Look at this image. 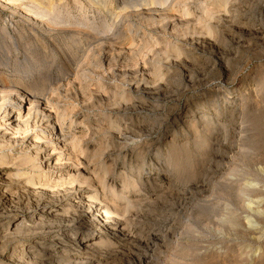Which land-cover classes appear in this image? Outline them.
<instances>
[{
	"label": "rangeland",
	"instance_id": "obj_1",
	"mask_svg": "<svg viewBox=\"0 0 264 264\" xmlns=\"http://www.w3.org/2000/svg\"><path fill=\"white\" fill-rule=\"evenodd\" d=\"M257 1L0 0V87L19 88L44 101L66 134L55 180L65 187L79 175L95 185L105 180L129 199L139 198L138 193L159 198L169 184L170 192L186 198L178 215L188 224H179V233L167 238L195 250L190 264H200L201 258L207 264H264V21L253 30L237 21L254 11ZM222 74H231L241 103L240 115L230 123L236 132L228 143L203 146L216 122L203 133V123L196 127L190 117L183 123V117L200 102L213 116V102L205 94L214 91L201 86L206 79L219 84ZM41 128H30L32 139ZM156 137L161 140L153 146L145 143ZM226 159L232 163L216 171ZM13 161L0 160L10 178L18 169ZM193 176L214 185L198 186L185 196V181ZM24 177L11 179L20 183L14 193L17 210L27 205L18 198ZM160 179L165 186L157 184ZM99 190L100 197L113 198ZM117 203L124 208L123 201ZM128 213L134 216L133 209ZM156 213L137 217L156 222L161 218ZM233 215L237 227L231 224ZM153 235L138 237L109 264H145L150 255L153 264H169V253L159 252L160 237ZM18 237L0 238V260Z\"/></svg>",
	"mask_w": 264,
	"mask_h": 264
},
{
	"label": "bare ground",
	"instance_id": "obj_2",
	"mask_svg": "<svg viewBox=\"0 0 264 264\" xmlns=\"http://www.w3.org/2000/svg\"><path fill=\"white\" fill-rule=\"evenodd\" d=\"M253 10L237 19L239 25H244L252 30L259 27V24L264 21V0H258ZM144 47L141 44V48ZM230 75L226 74L225 78V74H222L220 76V85L215 83L214 79H206L205 82L202 80L204 83L201 88L208 86L210 91H214L213 95L205 94L206 97H209V101L213 102L214 113H211L213 116H207L209 115V107L207 108L203 102H200L196 111L188 110V115L183 117V123L187 121V117H190L196 127L199 123H203V133L206 132L205 129L209 125H212L211 122H216V126L214 125L210 129L207 128L210 134L208 135L209 141L206 138L202 139L203 146H206L207 143L212 147L220 141L225 143L234 131L230 123L235 121L236 117L240 115L239 104L241 103L237 101L235 96V82H230L232 80ZM3 85L0 87V160L14 159L13 162L16 161L15 164L18 169L15 170V175L10 178L6 175L5 169L9 167H1L3 166V161L1 162L0 236L4 239L9 236H21L22 239L9 249L7 254L4 253V258L0 260V264H109L108 261L110 259L117 260L125 252V248L131 247L138 237L140 240H147L153 234H157L160 237L159 252L170 254L166 257L167 263L190 264L189 258L195 253V250L189 248L187 246L188 243L180 245L182 242L178 244L177 241H169L167 238L169 234L173 236V233L174 235L179 233V224H188L185 216V218L182 216V218H179L180 215H178L180 209L178 207L186 199L185 197L182 200V198L177 197L179 195L175 196V194L170 192V185L167 184V187L169 186L168 189L163 188L158 196L159 198H149V196H143L138 193L139 191L135 190L139 198L129 199L126 198L127 196L121 190V193H119L114 185L105 183V180L100 181L102 185L100 187V184L95 185L88 181L86 177L82 179L83 181L80 180L81 177L78 178L80 175L75 177L76 179L73 181L70 180L71 183L68 187L60 186L55 180L54 172L62 166L63 151L60 149L67 145L66 134L63 133L59 124L52 121L53 113L48 111L47 107L49 106H45L44 101L34 99V96L30 93L25 92L26 95L25 93H20L19 88L9 89ZM26 100L28 101V103L26 102L28 107L26 114L23 116L22 111L23 106L24 110L26 108ZM221 103L224 109H221ZM178 122L179 120L174 118L172 121L173 127H176ZM13 123L16 124L13 125ZM33 125L35 128H38L39 125L42 126L40 129L41 134L34 135V139H32L33 135H30V128ZM1 130H5V132L1 134ZM24 130L25 133L21 137L20 135ZM11 131L13 136L8 135L10 134L8 132ZM119 138L122 139L121 137ZM134 138L137 139L136 137ZM160 140L161 138L157 137L156 139L145 138V143L148 146H153L155 142H160ZM172 142L174 143L175 139ZM48 146L52 148V153L46 152ZM14 150H19L20 154L16 156ZM57 150L60 151L57 152ZM56 154L58 157L55 164H53L51 160L54 159ZM229 159H226L223 163L216 164V171H220L230 165L232 159ZM35 172L39 173L35 174ZM22 176H25L23 179L25 182L24 187H26L22 188L23 190L21 189L19 194L20 183L16 182L13 184L14 180L12 181L11 179L13 177L21 178ZM156 177L158 178L159 176ZM206 178L200 176L188 177L185 181L184 195H194L192 193L194 192L193 189L198 186L212 188L214 184L208 182ZM159 181L157 183L159 186L163 187L166 185L164 180L160 179ZM134 186H137L136 182ZM100 188L104 192L108 191L110 195H113V198H108L106 193L100 197ZM14 189L16 190L14 191ZM17 189L18 198H20L21 202L27 204L26 207L23 206L25 207L24 210H20L21 208L17 210L15 206V209L13 208L14 203L17 206L14 201V198L17 197L14 196ZM79 192H83V198H78ZM120 200L125 204L123 209L118 206L117 201ZM18 202L20 201L18 200ZM149 206H152L151 208L157 206L155 210H158L161 215L160 220L151 223L145 222V219L142 221L140 217L141 221L139 220L137 217L140 215L139 213L155 211L148 210L147 207ZM132 209L134 210V216L136 215L135 217L133 215L130 217V213H128ZM158 213H156V216ZM230 221L233 227H237L239 222L234 215ZM1 240L3 239L1 238ZM20 247L22 248L19 250ZM151 256L146 257L147 261H144L145 264L153 262L154 259L152 261L151 259L148 260V257L152 258ZM5 261H8V263H5ZM200 261V264H207L205 258H201Z\"/></svg>",
	"mask_w": 264,
	"mask_h": 264
}]
</instances>
